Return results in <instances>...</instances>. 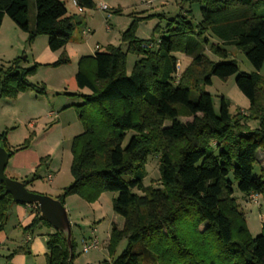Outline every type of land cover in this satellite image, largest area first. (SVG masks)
<instances>
[{"label": "trees", "instance_id": "1", "mask_svg": "<svg viewBox=\"0 0 264 264\" xmlns=\"http://www.w3.org/2000/svg\"><path fill=\"white\" fill-rule=\"evenodd\" d=\"M187 2L202 5L196 25L188 12L180 13L155 41L136 38L135 21L123 36L127 52L111 45L97 49L81 59L75 75L77 86L90 93L79 94L84 101L75 105L84 130L73 140V182L58 199L64 204L67 195L78 194L95 201L104 192L117 193L113 209L124 225L113 223L110 258L99 264H264V225L259 235L251 236L233 197L234 181L246 195H264V171L253 174L258 151H264V76L259 73L264 65V0H181L182 8ZM34 5L31 19L30 0H0V28L7 15L28 34L29 43L46 35L50 50L64 49L76 28L65 3L34 0ZM76 5L82 9L95 4L76 0ZM152 16L161 15L147 17ZM155 31L161 32L160 26ZM226 46L243 51L257 72L240 71L237 62L228 59ZM207 48L221 60L208 58ZM128 52L140 56L130 73ZM176 53L192 58L179 81ZM67 62L63 52L53 64ZM35 66L25 68L17 57L5 69L0 67V97L33 87L28 76ZM232 75L250 102L249 117L259 121L256 128L242 123L240 113L231 115L225 96L216 110L212 94L205 90L213 76L226 80ZM90 107L94 112H87ZM182 115L192 120L182 122ZM32 136L12 149L3 131L0 142L13 155L28 148ZM152 154L159 155L161 187L144 185ZM15 203L0 183V230ZM32 206L35 215L25 230L52 227L39 207ZM123 239L126 248L115 257ZM46 246L47 264H73L74 236L72 250L58 230L47 234Z\"/></svg>", "mask_w": 264, "mask_h": 264}, {"label": "rangeland", "instance_id": "2", "mask_svg": "<svg viewBox=\"0 0 264 264\" xmlns=\"http://www.w3.org/2000/svg\"><path fill=\"white\" fill-rule=\"evenodd\" d=\"M61 1L65 3L68 15L73 16L76 24L68 46L59 51V56L65 52L69 62L58 65L37 64L33 62L30 50L26 53L20 52L19 56L0 58V67L4 69L9 64L8 59L14 57H20L25 68L37 65L33 73L28 76L33 87H29L14 97H0V132L7 131L10 147L14 149L21 146L31 133L33 135L28 148L15 151L11 155L5 173L10 178L28 180L27 188L30 191L57 199L73 182L71 174L73 140L84 130L82 119L75 108V105L84 101L79 97L82 90L75 81L81 59L94 55L97 49L101 48L103 51L109 45L121 47L127 52L129 45L128 41L123 40V36L135 21L136 38L156 41L169 21L180 13L188 12L189 20L194 25L202 19V5L197 2H187L182 8L181 0H160L155 5L152 4L154 6H148L142 0H93L94 7L81 9L73 0ZM103 4L108 9H102ZM30 10L31 19H33L34 0H30ZM154 14L161 16L147 17ZM157 26H160L161 32L155 31ZM211 42L217 43L218 40L212 38ZM226 48L229 52L228 59H234L240 71L257 72L243 51L234 46H226ZM205 54L211 60H221L208 48ZM176 56H178V72L175 79L179 81L183 70L190 64L192 58L184 53H176ZM139 58V55L128 52V73L132 71L135 61ZM259 73L264 76V65ZM235 78L236 75L226 80L213 76L212 84L206 86L205 90L212 94L216 110L220 106V97L225 96L230 102L231 115L240 113L243 117L242 123L256 128L259 126V121L249 117L250 102L237 87ZM84 91L86 94L90 93L87 88ZM197 95L198 92L194 90L192 98L196 99ZM87 112L94 111L90 107ZM179 118L182 122L192 120L191 116L186 115ZM30 123H33L35 127L30 126ZM169 124L170 121L164 123V125ZM131 134L132 132L128 133L126 142ZM146 170L144 185L161 187L158 154L148 157ZM263 171L264 151L259 150L253 174L259 176ZM49 174L53 176L51 180L48 179ZM230 179L234 180L232 174H230ZM233 189V197L236 198L240 211L244 215L247 230L251 236L256 237L262 232L264 225V195L258 194L255 198L246 195L237 188L236 181H234ZM134 191L141 193L138 190ZM116 195L117 193L114 192H104L95 201H89L78 194L65 197L64 206L68 211L77 245L73 264H99L104 258H110L108 243L113 222L124 221V218L113 209V198ZM46 227L47 231L55 230L53 227ZM95 227H97L96 232H94ZM204 227L205 225H202L200 228L204 229ZM94 236L99 239V247L84 252V239L89 240ZM126 245L127 239H123L114 256H119L125 250Z\"/></svg>", "mask_w": 264, "mask_h": 264}, {"label": "crops", "instance_id": "3", "mask_svg": "<svg viewBox=\"0 0 264 264\" xmlns=\"http://www.w3.org/2000/svg\"><path fill=\"white\" fill-rule=\"evenodd\" d=\"M29 50L32 51L33 62L41 65L52 64L57 61L59 56V51H52L48 47L46 35H40L32 43H29L28 34L6 15L0 28V56H2L0 58L19 56L20 52L26 53ZM14 59L15 57L8 59L7 62ZM81 90L79 94L86 92L85 88ZM79 97L83 99L81 96ZM30 126L35 127L33 123H30ZM34 215L32 205L20 203L12 205L9 219L4 228L0 230V264H47V256L50 251L46 246V236L54 230L47 231L46 226L35 230H25ZM116 224L122 228L124 221L116 222ZM96 231L97 227L94 228V232Z\"/></svg>", "mask_w": 264, "mask_h": 264}, {"label": "water", "instance_id": "4", "mask_svg": "<svg viewBox=\"0 0 264 264\" xmlns=\"http://www.w3.org/2000/svg\"><path fill=\"white\" fill-rule=\"evenodd\" d=\"M11 152L3 141L0 142V183L5 191L12 195L14 202L20 204L37 205L41 216L55 229L63 232L69 249L72 250L73 232L70 217L63 202L49 195L30 191L22 180L10 178L5 170L8 165Z\"/></svg>", "mask_w": 264, "mask_h": 264}, {"label": "built area", "instance_id": "5", "mask_svg": "<svg viewBox=\"0 0 264 264\" xmlns=\"http://www.w3.org/2000/svg\"><path fill=\"white\" fill-rule=\"evenodd\" d=\"M160 0H142L143 3L148 4V5H152L155 4L156 2H158ZM73 2L76 4V0H73ZM102 9H108V7L103 4L101 5ZM53 178L52 174L48 175V179L51 180ZM252 197H256V194H251ZM257 200V199H255ZM99 247V239L97 236L91 237L89 240L88 239H84L83 241V251L84 252H89L92 249H96Z\"/></svg>", "mask_w": 264, "mask_h": 264}]
</instances>
